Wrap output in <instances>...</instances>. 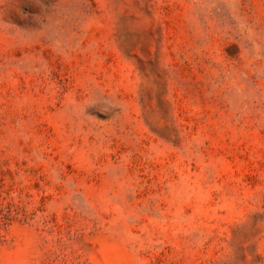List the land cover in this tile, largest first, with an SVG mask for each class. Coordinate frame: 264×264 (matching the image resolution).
Instances as JSON below:
<instances>
[{"label":"rangeland","instance_id":"374dc122","mask_svg":"<svg viewBox=\"0 0 264 264\" xmlns=\"http://www.w3.org/2000/svg\"><path fill=\"white\" fill-rule=\"evenodd\" d=\"M0 264H264V0H0Z\"/></svg>","mask_w":264,"mask_h":264}]
</instances>
